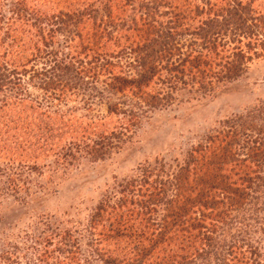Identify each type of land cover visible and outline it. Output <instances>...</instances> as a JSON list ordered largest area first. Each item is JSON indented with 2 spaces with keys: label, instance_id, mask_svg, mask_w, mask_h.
Returning a JSON list of instances; mask_svg holds the SVG:
<instances>
[{
  "label": "trees",
  "instance_id": "16d2710c",
  "mask_svg": "<svg viewBox=\"0 0 264 264\" xmlns=\"http://www.w3.org/2000/svg\"><path fill=\"white\" fill-rule=\"evenodd\" d=\"M54 1L9 0L5 11L0 8V48L8 41L0 53V93L16 86L9 75L31 62L19 65L25 52L34 59L53 56L47 46L57 35L69 41L63 46L68 51L49 62L46 87L71 83L92 91L103 72L109 92L129 87L135 98L150 101L159 100L146 91L159 68H170L183 83L198 75L221 81L237 77L243 61L264 53V13L242 0ZM14 53L18 63H6ZM128 55H134L137 79L116 71ZM78 71L75 80L64 77ZM238 134L207 139L172 170L140 168L91 213L82 261L79 239L70 231L54 234L55 251L63 255L57 264H262L256 248L264 238V133L236 143ZM109 242L117 249L106 251Z\"/></svg>",
  "mask_w": 264,
  "mask_h": 264
},
{
  "label": "rangeland",
  "instance_id": "374dc122",
  "mask_svg": "<svg viewBox=\"0 0 264 264\" xmlns=\"http://www.w3.org/2000/svg\"><path fill=\"white\" fill-rule=\"evenodd\" d=\"M242 1L264 13V0ZM8 6L9 0H3L1 11ZM54 41L47 46L52 57L34 59L25 52L19 65L27 58L31 62L17 67L9 75L16 86L0 93V264H57L63 259L55 251L57 231H70L80 240L77 258L82 261L91 213L118 185L137 178L140 168L183 166L192 149L225 132L239 133L236 143L243 135L264 133V53H249L251 59L239 66L238 76L224 81L198 75L183 83L160 66V75L146 87L159 100L150 101L135 98L129 87L109 92L103 87L106 76L98 71L92 91L71 83L66 89L46 87L49 62L68 51L63 46L69 41L58 35ZM4 44L8 41L0 53ZM16 56H6L5 62L18 63ZM133 56L119 60L116 71L137 79ZM77 73L64 77L75 80L81 76ZM115 245L106 243V251L117 249ZM256 249L264 264V238Z\"/></svg>",
  "mask_w": 264,
  "mask_h": 264
}]
</instances>
